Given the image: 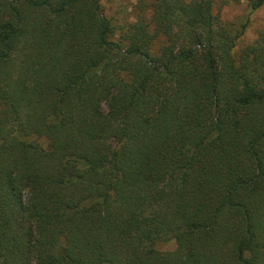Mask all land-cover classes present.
I'll use <instances>...</instances> for the list:
<instances>
[{
	"label": "trees",
	"instance_id": "obj_1",
	"mask_svg": "<svg viewBox=\"0 0 264 264\" xmlns=\"http://www.w3.org/2000/svg\"><path fill=\"white\" fill-rule=\"evenodd\" d=\"M213 8L113 39L100 0H0V264H264V41Z\"/></svg>",
	"mask_w": 264,
	"mask_h": 264
},
{
	"label": "rangeland",
	"instance_id": "obj_2",
	"mask_svg": "<svg viewBox=\"0 0 264 264\" xmlns=\"http://www.w3.org/2000/svg\"><path fill=\"white\" fill-rule=\"evenodd\" d=\"M101 11L112 21L116 28L113 39H119L125 26L139 16L151 21L154 3L157 0H100ZM214 14L219 23L229 24L236 31H243L237 40L236 52L255 43L264 41V6L250 11L247 0H214ZM164 44L161 38L155 48ZM46 145V140H40ZM159 248L170 251L176 248V242L161 243Z\"/></svg>",
	"mask_w": 264,
	"mask_h": 264
}]
</instances>
